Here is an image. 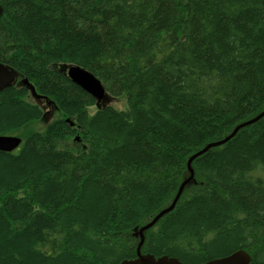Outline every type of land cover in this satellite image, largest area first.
Instances as JSON below:
<instances>
[{
  "label": "trees",
  "instance_id": "16d2710c",
  "mask_svg": "<svg viewBox=\"0 0 264 264\" xmlns=\"http://www.w3.org/2000/svg\"><path fill=\"white\" fill-rule=\"evenodd\" d=\"M0 5V63L21 76L0 90V135L23 139L0 152V264L136 258L190 159L264 113V0ZM70 65L102 82L100 108ZM22 78L59 114L28 134L46 113ZM191 168L141 253L204 264L244 251L264 264V116Z\"/></svg>",
  "mask_w": 264,
  "mask_h": 264
},
{
  "label": "water",
  "instance_id": "95a60500",
  "mask_svg": "<svg viewBox=\"0 0 264 264\" xmlns=\"http://www.w3.org/2000/svg\"><path fill=\"white\" fill-rule=\"evenodd\" d=\"M2 12H3V8L0 5V15L2 14ZM65 69H66L67 75L70 78V80L74 84L79 86L81 89H83L86 93L91 95L97 101V107L98 108H100L101 104L105 103L108 100V98H107L108 96H107L106 89H105L104 85L90 71H88V70H86L80 66H76V65L65 66ZM20 77H21L20 74L16 70L0 63V90L5 88V87H8L12 84H15ZM21 83L26 85L29 88L32 96L35 99L40 100L43 98L42 96H40L36 92L35 88L29 83V81L26 78H22ZM262 116H264V113L259 115L257 118H255L251 121H248L243 125L238 126L235 129V131L230 136H228L226 139L219 141L217 143H213V144L208 145L204 150H202L200 153L194 155L190 159L188 166H189L191 175L181 185L179 192H178L175 200L173 201L172 205L169 208L161 211L156 217H154L152 219L151 222H149L148 224H146L145 226H143L139 230V234L141 236V242H140V245L138 247L137 257L134 259L125 260L121 264H183L177 258H170V257H166V256L155 257L154 255H150V254H142L140 251V248L144 242L143 233L147 229H150L152 226H154L157 223V221L160 220V218H162L165 214L169 213L170 211H172L174 209V207L177 204L180 196L182 195L184 187L188 183H190L194 177V172L191 168V163L197 156L207 152L210 148H213L216 146H221V145L225 144L227 141H229L237 133V131L241 127L257 121ZM66 121L70 122V124L72 126H74V123L71 122L70 119H67ZM77 140H78V138H77ZM22 143H23V139L19 136L0 135V152L12 153V152L18 150L20 148V146L22 145ZM204 264H254V263H252L251 257L246 252L237 251L235 253H232L229 256L214 259V260L208 261Z\"/></svg>",
  "mask_w": 264,
  "mask_h": 264
},
{
  "label": "rangeland",
  "instance_id": "374dc122",
  "mask_svg": "<svg viewBox=\"0 0 264 264\" xmlns=\"http://www.w3.org/2000/svg\"><path fill=\"white\" fill-rule=\"evenodd\" d=\"M30 98L34 102H39L42 108L44 109V113H46V120L45 121H39L32 123L30 126L27 127V134L31 133L32 131L42 130L44 129L45 125L49 123L51 120L58 118L59 114L58 112L52 108V106L45 102L44 100H37L32 95H30ZM107 103L112 104L116 106L117 108H125V101L123 99L120 100H110ZM91 113L95 112V108L90 109Z\"/></svg>",
  "mask_w": 264,
  "mask_h": 264
},
{
  "label": "flooded vegetation",
  "instance_id": "af4514ba",
  "mask_svg": "<svg viewBox=\"0 0 264 264\" xmlns=\"http://www.w3.org/2000/svg\"><path fill=\"white\" fill-rule=\"evenodd\" d=\"M20 79H21V77L18 79V81H19ZM18 81H17V82H18ZM17 82H16V83H17ZM16 83H15V84H16Z\"/></svg>",
  "mask_w": 264,
  "mask_h": 264
}]
</instances>
